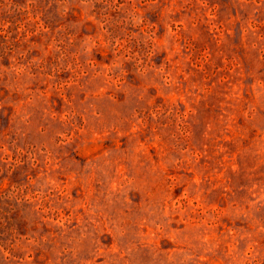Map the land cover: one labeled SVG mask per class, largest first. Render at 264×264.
Here are the masks:
<instances>
[{
  "label": "rangeland",
  "instance_id": "1",
  "mask_svg": "<svg viewBox=\"0 0 264 264\" xmlns=\"http://www.w3.org/2000/svg\"><path fill=\"white\" fill-rule=\"evenodd\" d=\"M0 264H264V0H0Z\"/></svg>",
  "mask_w": 264,
  "mask_h": 264
}]
</instances>
